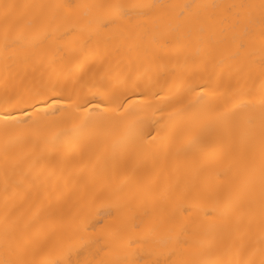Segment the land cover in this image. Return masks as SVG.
Listing matches in <instances>:
<instances>
[{
  "label": "bare ground",
  "instance_id": "bare-ground-1",
  "mask_svg": "<svg viewBox=\"0 0 264 264\" xmlns=\"http://www.w3.org/2000/svg\"><path fill=\"white\" fill-rule=\"evenodd\" d=\"M0 264H264V0H0Z\"/></svg>",
  "mask_w": 264,
  "mask_h": 264
},
{
  "label": "snow or ice",
  "instance_id": "snow-or-ice-1",
  "mask_svg": "<svg viewBox=\"0 0 264 264\" xmlns=\"http://www.w3.org/2000/svg\"><path fill=\"white\" fill-rule=\"evenodd\" d=\"M131 131H132L133 133H135V132H136V129H135V128H132Z\"/></svg>",
  "mask_w": 264,
  "mask_h": 264
}]
</instances>
